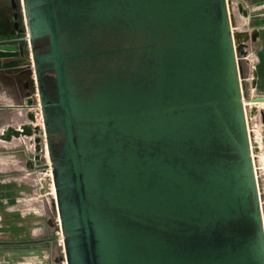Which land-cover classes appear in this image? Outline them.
I'll return each mask as SVG.
<instances>
[{"label": "flooded vegetation", "instance_id": "flooded-vegetation-1", "mask_svg": "<svg viewBox=\"0 0 264 264\" xmlns=\"http://www.w3.org/2000/svg\"><path fill=\"white\" fill-rule=\"evenodd\" d=\"M25 1L28 5L32 2ZM51 1L60 48L66 57L69 124L66 113L57 107L54 73L49 69L51 64L43 60L49 53L48 41L42 35L34 54L38 58V87L48 112L44 128L58 187L59 215L65 227V264H106L99 228L108 221L110 212L120 215V168L128 169L131 209L127 215L134 221L182 235L199 232V225H204L205 232L217 230L246 239L252 236L255 198L240 136L229 137L224 121L213 115L215 104L200 98L211 94L210 89L206 93V81L198 80L197 93L190 94L185 66L179 58H172L183 55L185 42L203 39L196 37L205 22L210 26L208 0L182 11L180 23L173 18L151 21L155 11L167 15L178 11L176 5L167 7L166 2L147 0L139 5L144 12L139 17L127 0ZM36 6L30 5L32 9ZM103 32L122 34L128 40L123 42L122 36L114 35L111 42L103 43L99 39ZM233 50L237 63L234 45ZM209 68L213 70V65ZM179 69L174 139L163 137L156 142L145 137L144 124L138 127L129 118L119 121L135 106L144 111L154 94H159L161 110L165 111L174 102L169 100V81ZM236 73L239 83L237 64ZM239 88L242 101L240 83ZM155 165L158 170H151ZM171 166L177 175L173 187L177 227L132 210L141 196L149 199L156 187L157 194H168L157 182L163 180L159 170ZM255 183L258 195L256 179Z\"/></svg>", "mask_w": 264, "mask_h": 264}, {"label": "water", "instance_id": "water-1", "mask_svg": "<svg viewBox=\"0 0 264 264\" xmlns=\"http://www.w3.org/2000/svg\"><path fill=\"white\" fill-rule=\"evenodd\" d=\"M130 2V8L134 5V11L137 15L142 16L141 8L147 0H127ZM206 0H154L156 4H167V7L176 5L178 11L173 14H165L162 11H155L152 14L151 21L173 18L180 23L184 17L182 11L191 10L195 5H200ZM152 2V1H151ZM207 5L211 10L208 23L205 22L203 31L194 41H187L183 45L180 56H173V59L179 58V62L185 66L187 81L189 84L190 94H196V85L198 80L206 81V93L210 89L211 94L201 96V99L210 100L215 104L214 117L222 119L226 124V134L230 137L238 134L241 139L242 146L246 152V160L249 169V184L252 187L255 198L254 211L251 217L254 222V233L246 238H238L236 236L224 234L217 230L205 232L204 225H199L201 231L191 232L189 234L171 233L167 230L155 229L152 226L140 220H133L128 217L130 197V184L128 181V169L120 168L121 185H120V215L116 216L114 212H110L109 219L99 228V234L102 236V242L105 247L102 254L106 264H264V232L261 218V210L259 197L257 195L255 175L253 163L249 148L248 134L245 124V115L243 110V101H241L240 88L236 73L235 54L233 50V38L238 40L236 36L231 35V26L226 7V0H208ZM39 4H42L41 6ZM30 5H37L31 8ZM28 5L22 0V9L25 20L24 28H20L26 32L25 39L28 41L30 55L33 60L35 75L37 80L38 100L40 103L41 115L44 127L47 126L48 112L45 109L43 97L38 87V63L37 56L34 54L36 42L44 36L48 41L49 53L44 55L47 63H50L49 69L54 73V79L58 95L57 107L66 113V123H70L69 119V102L71 98L68 96V88L66 85L65 60L62 55L57 32V18L53 13L51 0H32ZM238 9L246 15V10L239 4ZM140 19V18H139ZM20 27L17 21L14 28ZM42 35V36H41ZM16 38V39H15ZM13 40L14 45L18 43L20 56L24 55L22 42L24 37L17 35ZM254 39L255 36L251 35ZM237 51V49L235 48ZM171 57H169L170 59ZM41 60V59H40ZM188 62V65L184 63ZM213 65V70L209 65ZM189 66V67H188ZM239 75L240 69L238 66ZM181 69L175 70L172 80L169 81L171 87L169 100L173 98L174 102L168 104L169 107L165 111L161 110L159 104V94H154L153 99L147 103L144 111L135 110L131 113H123L125 118L119 117V121L133 119L137 126L145 125L147 135L146 138L159 142L161 138L174 139L176 137V91L178 85V76ZM254 86L255 84L252 83ZM157 93V92H156ZM72 105V104H71ZM131 111V110H130ZM161 112L165 114L161 117ZM134 117H138L134 119ZM107 118V117H105ZM144 118V119H143ZM264 119V118H263ZM164 123V124H163ZM125 134V133H124ZM46 148L49 158L52 162V155L47 141V133L45 130ZM169 142V140H168ZM151 170H158V167L151 166ZM53 181L55 192L57 194L56 178ZM159 175L163 180L157 183L159 186L166 187L168 194L166 196L157 194V187L149 194L150 198L137 200L135 208L132 209L136 214L142 216H151L160 219L164 223L177 227L178 209L176 208L177 198L175 189L173 188L177 182L176 168H166L159 170ZM174 193V194H172ZM165 194V193H164ZM158 196V197H157ZM155 197L159 200L155 201ZM146 205H145V204ZM160 203L164 206L162 207ZM140 204H143L140 206ZM149 205L148 208L147 206ZM161 206V208H160ZM153 208V209H152ZM150 210V211H149ZM62 232L64 224L62 217L59 215ZM198 226V225H196ZM195 229V227H191Z\"/></svg>", "mask_w": 264, "mask_h": 264}, {"label": "rangeland", "instance_id": "rangeland-1", "mask_svg": "<svg viewBox=\"0 0 264 264\" xmlns=\"http://www.w3.org/2000/svg\"><path fill=\"white\" fill-rule=\"evenodd\" d=\"M21 5L22 0H0V264H65L35 69L26 32H20L25 23ZM226 7L231 35L238 39L233 38V44L264 232V95L252 85L257 75V32L264 27V0H226ZM15 21L20 24L16 29ZM17 35L24 37L23 56L12 40ZM114 35L128 40L110 32H103L99 39L109 43Z\"/></svg>", "mask_w": 264, "mask_h": 264}, {"label": "crops", "instance_id": "crops-1", "mask_svg": "<svg viewBox=\"0 0 264 264\" xmlns=\"http://www.w3.org/2000/svg\"><path fill=\"white\" fill-rule=\"evenodd\" d=\"M249 2H257L259 0H247ZM257 66H256V83L257 91L264 95V27L257 32Z\"/></svg>", "mask_w": 264, "mask_h": 264}, {"label": "built area", "instance_id": "built-area-1", "mask_svg": "<svg viewBox=\"0 0 264 264\" xmlns=\"http://www.w3.org/2000/svg\"><path fill=\"white\" fill-rule=\"evenodd\" d=\"M25 25V24H24ZM26 44H27V47H28V49L30 50V48H29V44H28V41L26 40ZM234 45V44H233Z\"/></svg>", "mask_w": 264, "mask_h": 264}]
</instances>
